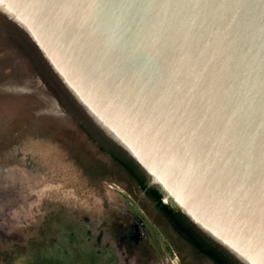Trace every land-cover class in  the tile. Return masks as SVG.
I'll return each mask as SVG.
<instances>
[{
	"label": "water",
	"instance_id": "obj_1",
	"mask_svg": "<svg viewBox=\"0 0 264 264\" xmlns=\"http://www.w3.org/2000/svg\"><path fill=\"white\" fill-rule=\"evenodd\" d=\"M0 12L165 201L236 264H264V0H0Z\"/></svg>",
	"mask_w": 264,
	"mask_h": 264
},
{
	"label": "rangeland",
	"instance_id": "obj_2",
	"mask_svg": "<svg viewBox=\"0 0 264 264\" xmlns=\"http://www.w3.org/2000/svg\"><path fill=\"white\" fill-rule=\"evenodd\" d=\"M28 80L38 90L8 88L29 100L4 115L0 264H213L117 163L74 149L77 132L63 125L42 84Z\"/></svg>",
	"mask_w": 264,
	"mask_h": 264
},
{
	"label": "trees",
	"instance_id": "obj_3",
	"mask_svg": "<svg viewBox=\"0 0 264 264\" xmlns=\"http://www.w3.org/2000/svg\"><path fill=\"white\" fill-rule=\"evenodd\" d=\"M6 15L0 12V43H11L18 48L19 54L24 57L32 71L44 79L52 92L57 96L61 105L71 115V121H64L63 125L71 129L75 134L74 149L89 154L95 149L101 156L110 155L115 161L120 163L137 181L140 187L146 190L150 198L172 223L173 227L198 250L214 259L217 264H235L222 250L209 244L206 239L183 217L179 208L172 201H165L164 192L156 185H150L149 177L137 165L104 136L89 120L79 105L73 98L66 94L63 88L55 81L54 76L46 68V59L39 49L27 37V35ZM20 31V32H18ZM39 52V53H38ZM41 55V56H40ZM1 124V121H0ZM60 127L56 128L57 130ZM58 133V132H57ZM79 133V134H78Z\"/></svg>",
	"mask_w": 264,
	"mask_h": 264
},
{
	"label": "flooded vegetation",
	"instance_id": "obj_4",
	"mask_svg": "<svg viewBox=\"0 0 264 264\" xmlns=\"http://www.w3.org/2000/svg\"><path fill=\"white\" fill-rule=\"evenodd\" d=\"M17 26V25H16ZM15 26V27H16ZM19 27H16V29ZM17 30H20L17 29ZM20 32V31H18ZM9 52L10 53V57H11V62H12V66L8 67V64H4L6 63L5 58H3V53H0V76L9 74L8 72H14L15 66L13 65V63H15L17 65L16 70H18V64H21L23 66V69H26L25 72H27L28 75H30V77L36 81V82H40L42 84V86H46V88L48 90H51L49 85L44 81V79L40 76V74L35 73L34 71H32L28 61L22 57L19 52H18V48L11 44V43H7V44H2L0 43V52ZM39 53V52H38ZM41 56V55H40ZM43 56V55H42ZM19 62V63H18ZM46 68L48 69V71H50L51 75L54 76L55 81L63 88L64 92L66 94H69L66 89L64 88V86L61 84V82L58 80V78L55 76V74L53 73V71L51 70L50 66L48 63L45 64ZM18 72V71H17ZM3 79V77H2ZM43 80V81H42ZM52 91V90H51ZM24 100H29V96H24V95H15V94H10L8 92V88L5 86L4 83H0V145L2 143V138L3 136V128H4V117L6 116L7 111L9 110V106H12L14 104H23ZM63 107V106H62ZM64 112H61L59 114L60 119L62 122L66 121H71L72 117L71 115L65 110V108L63 107ZM5 115V116H4ZM119 150V149H118ZM104 157L109 158L111 161L117 163L118 166H120L129 176L130 178L135 182V184L137 185V187L139 188V190L149 199L153 202L154 206L155 202L150 198V196L147 194L146 190L144 189H140L138 181L117 161H115L110 155L107 154H103ZM150 182V181H149ZM150 184V183H149ZM145 191V192H144ZM156 209L163 214V216L168 220V218L166 217V215L159 209L156 207ZM168 222L170 223L171 227L175 230V232L183 239L185 240L190 246H192L193 248H195L198 252V254L204 256L205 258H207L208 260H210L211 263L213 264H217L216 261H214V259L206 254L201 253L197 247H195L192 243H190L189 241H187V239L185 237H183L172 225V223L168 220ZM206 239V238H205ZM206 241L211 244L214 245L213 243H211L210 241H208L206 239ZM232 260V259H231ZM233 261V260H232ZM234 262V261H233ZM236 264V263H235Z\"/></svg>",
	"mask_w": 264,
	"mask_h": 264
},
{
	"label": "bare ground",
	"instance_id": "obj_5",
	"mask_svg": "<svg viewBox=\"0 0 264 264\" xmlns=\"http://www.w3.org/2000/svg\"><path fill=\"white\" fill-rule=\"evenodd\" d=\"M16 63V62H15ZM19 63V62H18ZM12 64V63H11ZM18 72H17V77L14 80H6V78L3 79V83L5 84V86L9 89H13V90H17V89H24V90H29L31 91V89H35L36 87L34 86V84L28 80L30 77L27 76L25 69H23V66L21 64H18ZM29 77V78H28ZM33 81V80H32ZM1 82V81H0ZM1 82V83H2ZM33 84V85H32ZM35 87V88H34ZM37 89V88H36ZM38 90V89H37ZM34 92V91H33ZM42 97V96H41ZM46 98V97H45ZM44 98V99H45ZM49 98V97H48ZM50 99V98H49ZM51 104V102H50ZM48 109H52L53 107L48 105L47 106ZM55 109V108H54ZM54 111V110H53ZM56 111V110H55Z\"/></svg>",
	"mask_w": 264,
	"mask_h": 264
}]
</instances>
